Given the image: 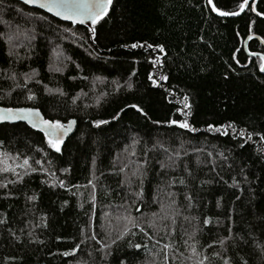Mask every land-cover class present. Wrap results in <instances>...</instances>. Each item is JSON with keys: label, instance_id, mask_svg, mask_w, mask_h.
<instances>
[{"label": "trees", "instance_id": "obj_1", "mask_svg": "<svg viewBox=\"0 0 264 264\" xmlns=\"http://www.w3.org/2000/svg\"><path fill=\"white\" fill-rule=\"evenodd\" d=\"M257 12L264 0L224 17L206 0H113L93 36L0 0V106L76 121L60 153L26 124L0 125V264H264ZM229 123L245 135L207 127Z\"/></svg>", "mask_w": 264, "mask_h": 264}, {"label": "snow or ice", "instance_id": "obj_2", "mask_svg": "<svg viewBox=\"0 0 264 264\" xmlns=\"http://www.w3.org/2000/svg\"><path fill=\"white\" fill-rule=\"evenodd\" d=\"M25 4L28 5H35L38 8L46 9L48 12L53 13L57 17H61L66 20H70L73 24L79 22L80 24H84L86 21H89L91 25H97L98 22L102 21L109 13L110 6L113 3V0H23ZM207 4L210 6V10L212 12L218 13L220 16H235L239 15L241 12H243L246 8V6H249V0H242V2L238 3L237 8L238 11H228L226 9H222L219 6V0H216L214 3V0H206ZM251 11H256L255 8H250ZM257 15H264V13L257 12ZM65 31H68V29H65ZM88 31L94 36L96 33V29L94 27H90ZM75 35V33H73ZM34 38V37H33ZM251 38V37H249ZM139 44H132V48L140 47ZM148 48H152L153 45H147ZM155 47L159 50V52L163 53L165 51V48L163 45L157 44ZM253 55L259 56L260 58V69L261 71H264V56L260 55L259 53H252ZM154 63H159V57H157L154 61ZM168 77L161 75L159 77V80H166ZM150 80H152V83L155 85L157 83V80L154 79L152 76L149 77ZM29 100L34 99L33 95H29L27 97ZM133 108H136L139 112H141L144 115H147L145 110L143 108H140L137 105H132ZM184 107L190 108V105L188 103V97L187 95L184 96ZM188 113H185L187 115ZM116 117L114 116L113 119ZM26 121L32 128L38 129L39 131L43 132L44 137L46 139V142L48 144V147L54 150L57 153H60L62 151V144L64 143V138L67 136L69 131L71 130L73 124L75 123L74 120H68L67 123H62L60 120H49L44 119L39 109L37 108H0V122L3 121ZM95 125L99 126L102 124L108 123L106 120H97L94 122ZM169 124L176 125L178 124L180 128L184 129H190L191 126L188 123L187 120L179 122L177 120H169L167 121ZM207 127L212 130L214 129L215 132L220 133L222 130H224V134H227V130L231 129L232 132L238 133L239 135L243 136L245 135L244 129L241 128L237 130L234 123H229L226 126L225 125H219L215 126L213 124H208ZM194 130V129H192ZM252 133H247L248 139L251 140ZM256 135H260L259 133H256ZM260 139L264 140V135H260ZM243 145H241L242 147ZM211 155V153L209 154ZM36 164H40V160L35 161ZM24 165H28V160H24ZM161 167H164L163 164H161ZM36 169H33L35 171ZM43 171V169H40ZM62 171H67V169H62ZM123 171V169H121ZM17 179H22V177H17ZM61 186H63L64 182L59 181ZM91 183V181H89ZM180 183H184L183 180L180 181ZM2 186V185H0ZM135 195L139 196L140 193L137 192ZM189 201H191V197H187ZM30 199H34V197H30ZM138 211V209H137ZM126 220H128L129 223L134 224L135 227L140 228L141 232L144 231L143 228L140 227L139 223H136L134 218L130 215L128 217H125ZM2 222V221H0ZM205 225L209 223L207 219L203 221ZM151 226V223H150ZM129 232V229L127 225L123 227V229L119 232V234L116 236V240H121L126 233ZM92 239H95L93 236ZM115 243V241H113ZM107 248L108 245H105ZM134 247L139 248L140 245H134ZM168 245H165V248H167ZM77 248H79V245H76V247L71 249L72 253H75ZM111 253H107L106 255H110ZM63 255L68 256L70 255L69 252H64ZM119 264H126L124 260H119ZM199 264H203V261H200ZM224 264H229L228 260L225 259Z\"/></svg>", "mask_w": 264, "mask_h": 264}, {"label": "water", "instance_id": "obj_3", "mask_svg": "<svg viewBox=\"0 0 264 264\" xmlns=\"http://www.w3.org/2000/svg\"><path fill=\"white\" fill-rule=\"evenodd\" d=\"M15 1H18V2H20V3H22V4H24V5L27 6V7L35 8V9L41 10V11L47 13L48 15H50V16H52V17H54V18H56V19H58V20H60V21H62V22H65V23H72L70 20H66V19H63V18H61V17H57V16H55L53 13L48 12L46 9L38 8V7L35 6V5H28V4H25V3L23 2V0H15ZM75 25L85 26V27H88V28H90V27L93 26V25L90 24L89 21H86L84 24H80L79 22H77V23H75ZM253 37L257 38L256 36H253ZM260 42L262 43L261 40H260ZM262 44L264 45V43H262ZM244 49H245V51L247 52V49H246V43H245V45H244ZM248 54H249V53H248ZM259 54H260V53H259ZM252 55H253V54H252ZM260 55L264 56L263 54H260ZM261 72L264 73V71H261ZM0 108H32V107H4V106H0ZM39 111H40V110H39ZM40 114H41V116H42L44 119H46V118L43 116V114L41 113V111H40ZM70 120H74V119H70ZM74 121H75V120H74ZM16 123H23V124H26L27 126H29L30 128H32V127H31L26 121H21V120H17V121H3V122H0V125H1V124H16ZM75 127H76V121H75V123L73 124L71 130L69 131V133L67 134V136H66L64 139H66L71 133L74 132ZM32 129L35 130V131H37V132H40V133L43 134V132L39 131L38 129H35V128H32Z\"/></svg>", "mask_w": 264, "mask_h": 264}]
</instances>
